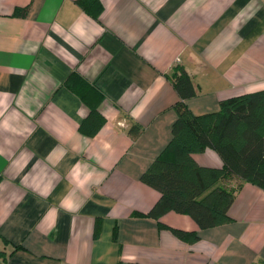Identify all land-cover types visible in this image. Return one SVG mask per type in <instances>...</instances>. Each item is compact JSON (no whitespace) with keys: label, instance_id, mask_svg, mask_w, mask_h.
<instances>
[{"label":"crops","instance_id":"1","mask_svg":"<svg viewBox=\"0 0 264 264\" xmlns=\"http://www.w3.org/2000/svg\"><path fill=\"white\" fill-rule=\"evenodd\" d=\"M96 1L97 19L81 0H0V264H259L261 189L243 183L212 228L163 215L196 232L186 242L147 214L159 193L140 177L171 139L175 66L195 115L264 90V0ZM71 73L105 119L91 137ZM193 159L221 167L211 150Z\"/></svg>","mask_w":264,"mask_h":264},{"label":"trees","instance_id":"2","mask_svg":"<svg viewBox=\"0 0 264 264\" xmlns=\"http://www.w3.org/2000/svg\"><path fill=\"white\" fill-rule=\"evenodd\" d=\"M90 2V6L86 0L80 3L84 11L97 19L101 6L96 0ZM166 77L179 99L173 106L176 118L171 126V139L140 177L141 182L159 193L147 214L157 219L161 228H169L161 221L168 212L191 217L199 229L228 223L231 221L228 210L236 189L249 183L264 192V90L227 98L216 111L195 115L185 104L196 95V86L185 69L175 66ZM64 84L85 105H90L92 89L82 77L71 73ZM88 108L79 129L91 137L105 119L96 107ZM138 129L132 125L129 132L134 136ZM206 150L219 157L220 168L199 166L194 161L193 155ZM231 179L237 180L238 185L228 189L224 183ZM169 229L182 241L197 239L195 231ZM259 264H264V260Z\"/></svg>","mask_w":264,"mask_h":264}]
</instances>
